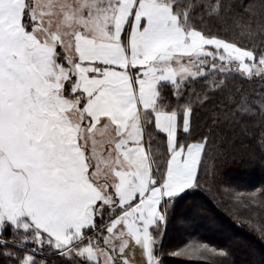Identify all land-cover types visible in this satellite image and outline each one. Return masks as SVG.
I'll return each instance as SVG.
<instances>
[{
  "label": "snow or ice",
  "instance_id": "obj_1",
  "mask_svg": "<svg viewBox=\"0 0 264 264\" xmlns=\"http://www.w3.org/2000/svg\"><path fill=\"white\" fill-rule=\"evenodd\" d=\"M230 75L264 79V0H0V264H163L217 145L264 129Z\"/></svg>",
  "mask_w": 264,
  "mask_h": 264
},
{
  "label": "trees",
  "instance_id": "obj_2",
  "mask_svg": "<svg viewBox=\"0 0 264 264\" xmlns=\"http://www.w3.org/2000/svg\"><path fill=\"white\" fill-rule=\"evenodd\" d=\"M242 43L251 46L245 36ZM257 46L259 41H256ZM226 92L235 98H252L264 93V79L253 76L220 77ZM264 129L249 125V130L231 143L217 145L215 159L201 170V189L197 199L203 210L193 220H170L164 236L163 264H264V151L259 138ZM255 193V199L251 194ZM183 234V235H182ZM228 249L225 260L199 246ZM53 264H60L54 260Z\"/></svg>",
  "mask_w": 264,
  "mask_h": 264
},
{
  "label": "rangeland",
  "instance_id": "obj_3",
  "mask_svg": "<svg viewBox=\"0 0 264 264\" xmlns=\"http://www.w3.org/2000/svg\"><path fill=\"white\" fill-rule=\"evenodd\" d=\"M182 235H183V234H182ZM135 258H136V259H139L140 257L137 255Z\"/></svg>",
  "mask_w": 264,
  "mask_h": 264
}]
</instances>
